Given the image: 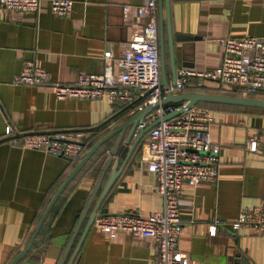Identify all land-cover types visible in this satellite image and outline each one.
<instances>
[{
    "label": "crops",
    "instance_id": "1",
    "mask_svg": "<svg viewBox=\"0 0 264 264\" xmlns=\"http://www.w3.org/2000/svg\"><path fill=\"white\" fill-rule=\"evenodd\" d=\"M141 1L73 0L72 12L66 16L54 13L48 1L37 11L0 7V264H10L25 247L49 200L87 148L138 107L136 102L122 112L128 103L107 98L58 99L51 85L14 83L13 75L26 61L43 66L51 80L65 83L74 81L79 70L103 72V52L110 49L114 58L122 55L136 24L133 13H126L123 6ZM169 1L176 71L216 67L222 56L220 37L264 36V0ZM165 16L163 9L165 76L171 83ZM112 69L118 72L119 67L113 63ZM204 84L182 91L243 96L216 81ZM204 105L212 111L211 136L220 144L219 174L213 181L183 188L179 247L194 264H264V229L243 225L233 230L230 225L242 207L264 202V108ZM6 124L18 132L80 130L85 146L70 160L65 155L22 148L7 140ZM256 133L262 134L261 143L249 149V138ZM144 139L145 135L107 192L98 215L150 213L162 208V197L153 188L155 177L140 159ZM113 143L110 139L99 147L73 176L16 264H58ZM107 174L63 264L79 241ZM212 223L217 224L213 235L209 233ZM155 256L152 239L127 232L111 239L93 223L72 264H153Z\"/></svg>",
    "mask_w": 264,
    "mask_h": 264
},
{
    "label": "built area",
    "instance_id": "2",
    "mask_svg": "<svg viewBox=\"0 0 264 264\" xmlns=\"http://www.w3.org/2000/svg\"><path fill=\"white\" fill-rule=\"evenodd\" d=\"M44 1L51 10L62 16L69 15L73 0H0V7L9 11H37ZM126 13L132 12L136 24L130 33L127 47L119 57L112 51L103 52L104 70L89 73L79 70L70 83L51 80L48 71L26 61L12 82L27 85L49 84L56 98L101 99L133 104L138 107L160 100L169 92L186 88L200 89L207 80L225 85L227 91L243 96L264 95V36L244 35L220 37L222 56L212 69L180 68L176 84L161 85L157 0H142L139 4L124 5ZM113 63L119 70L113 71ZM182 111L150 128L141 146L143 168L155 177L153 188L162 197V208L150 213H105L98 215L94 224L109 238L127 232L137 238L154 241L156 256L153 264H194L179 247L183 230L181 194L185 186L194 187L204 181H213L219 174L220 144L213 140L210 131L212 111L204 104L185 106V102L160 104L145 115L141 126L174 109ZM7 140L22 148L40 149L47 153L77 156L85 141L80 130L54 132H18L6 124ZM262 134L249 138L248 148L257 149ZM215 222H218L216 220ZM233 230L243 225L257 231L264 229V202L240 209L230 221ZM217 224H210V234H215Z\"/></svg>",
    "mask_w": 264,
    "mask_h": 264
},
{
    "label": "water",
    "instance_id": "3",
    "mask_svg": "<svg viewBox=\"0 0 264 264\" xmlns=\"http://www.w3.org/2000/svg\"><path fill=\"white\" fill-rule=\"evenodd\" d=\"M163 9L165 10L166 14V26H167V41H168V47H169V56H170V62H171V84H176V78H177V71H176V65H175V59H174V51H173V36H172V28H171V16H170V1L169 0H158V12H159V52H160V75H161V85H163L165 88L168 87L169 81L166 79L165 76V51H164V32H163V21H162V14ZM169 102L174 103H181L185 102V106H191L194 104H197L199 102H209V103H228V104H237V105H245V106H254V107H261L264 108V98H257L252 96H238V95H228V94H220V93H206V92H200V91H181V92H167L164 97H162L160 100H157L152 103L144 104L139 107H137L136 110L131 112L126 117L122 118L116 125L103 137L98 139L95 143L91 144L85 153L82 155L80 160L76 163L74 168L71 170V172L66 176L64 181L61 183V185L58 187L56 192L53 194L51 199L49 200L44 212L42 213L33 233L31 234L28 242L26 243L25 247L13 258V260L10 262V264H16L30 249L33 241L35 240L36 236L38 235L41 227L43 226L45 220L47 219V216L58 198V196L61 194L63 189L66 187V185L69 183V181L73 178V176L81 169V167L84 165V163L92 156V154L101 147L104 143H106L110 139H114V143L112 147L109 149V154L105 158L103 162L102 169L100 171V174L97 178V181L94 185L93 190L91 191V194L89 196V199L84 207V210L81 214V217L78 221L77 226L75 227V230L73 231V234L64 250L63 255L61 256L58 264H63L65 261V258L77 236V232L83 223L92 203L93 200L109 170V173L107 174V177L104 181V184L97 196V199L95 200L93 207L91 209V212L87 218L84 230L79 238L78 243L76 244L73 253L71 254L68 262L66 264H72L77 252L81 246V243L89 230V228L94 223L96 217L98 216V210L101 205V202L103 201L104 197L106 196L107 192L113 185L114 181L118 177V175L121 173L122 169L130 159L132 153L135 151V149L138 147L139 143L141 142V139L146 134V132L152 128L153 126L157 125L161 120H167L169 118H172L179 114L182 109H174L170 112H167L163 116L154 119L153 121L147 123L144 126H141L145 121V115L153 110L155 107L159 106L160 104H166ZM133 104H129L125 106L122 109L123 111H127L132 107ZM82 146H85V142L80 141L78 142ZM124 153V155H123ZM120 154V155H119ZM115 158V156H117ZM67 159H71V157H67Z\"/></svg>",
    "mask_w": 264,
    "mask_h": 264
},
{
    "label": "trees",
    "instance_id": "4",
    "mask_svg": "<svg viewBox=\"0 0 264 264\" xmlns=\"http://www.w3.org/2000/svg\"><path fill=\"white\" fill-rule=\"evenodd\" d=\"M200 104H205V102H201Z\"/></svg>",
    "mask_w": 264,
    "mask_h": 264
},
{
    "label": "rangeland",
    "instance_id": "5",
    "mask_svg": "<svg viewBox=\"0 0 264 264\" xmlns=\"http://www.w3.org/2000/svg\"><path fill=\"white\" fill-rule=\"evenodd\" d=\"M88 145V144H87ZM107 145V144H106Z\"/></svg>",
    "mask_w": 264,
    "mask_h": 264
}]
</instances>
